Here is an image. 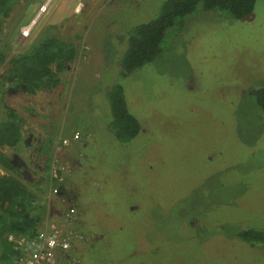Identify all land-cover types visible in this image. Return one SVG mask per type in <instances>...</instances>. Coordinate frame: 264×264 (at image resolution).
<instances>
[{
	"label": "rangeland",
	"instance_id": "rangeland-1",
	"mask_svg": "<svg viewBox=\"0 0 264 264\" xmlns=\"http://www.w3.org/2000/svg\"><path fill=\"white\" fill-rule=\"evenodd\" d=\"M167 1L11 0L8 60L53 37L79 55L36 94L0 67V123L8 107L23 123L22 143L0 152L36 194L42 226L75 206L105 240L80 253L86 264H264V244L240 237L264 229V111L253 95L264 88V1L243 19L199 8L169 30L159 58L120 76L129 34ZM114 83L142 125L127 143L110 131ZM54 162L64 181L47 204Z\"/></svg>",
	"mask_w": 264,
	"mask_h": 264
},
{
	"label": "trees",
	"instance_id": "trees-1",
	"mask_svg": "<svg viewBox=\"0 0 264 264\" xmlns=\"http://www.w3.org/2000/svg\"><path fill=\"white\" fill-rule=\"evenodd\" d=\"M258 0H168L160 15L136 26L128 37L127 47L119 62V75L126 77L137 69L152 64L162 54V45L169 30L182 19L195 13L199 8L207 11L227 13L235 19H243L253 13ZM264 1V0H263ZM11 0H0V35L2 24L8 17ZM79 55L78 47L56 37L42 40L29 50L22 51L8 60L7 53L0 46V67L8 63L2 80L29 94L56 88L61 83V74ZM258 105L264 111V88L253 91ZM109 100L112 121L110 131L120 142L127 143L141 132L140 121L131 113L122 84L110 87ZM22 121L17 111L8 107L0 123V149L16 148L23 141ZM0 164L6 173L0 174V243L7 241V235L34 236L42 228L46 217L37 201V196L14 174L16 167L11 159L0 152ZM96 232V231H95ZM240 237L248 243L264 244V229L251 228L242 231ZM105 240L95 235V242L85 245L81 252L100 246ZM11 246L0 254V261H11ZM83 257V256H82Z\"/></svg>",
	"mask_w": 264,
	"mask_h": 264
},
{
	"label": "built area",
	"instance_id": "built-area-1",
	"mask_svg": "<svg viewBox=\"0 0 264 264\" xmlns=\"http://www.w3.org/2000/svg\"><path fill=\"white\" fill-rule=\"evenodd\" d=\"M70 145L68 139H62L58 149L62 151ZM62 165L54 162L51 170L53 186L51 194L44 203L49 204L60 193ZM87 224L77 207L72 206L60 219L46 220L34 236L7 235L13 257L11 261H0V264H86L80 252L85 245L94 242V235L87 232Z\"/></svg>",
	"mask_w": 264,
	"mask_h": 264
}]
</instances>
